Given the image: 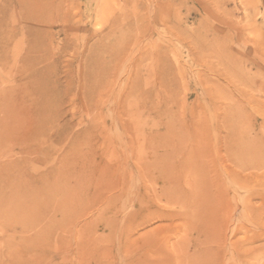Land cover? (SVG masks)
<instances>
[{"label": "rangeland", "instance_id": "1", "mask_svg": "<svg viewBox=\"0 0 264 264\" xmlns=\"http://www.w3.org/2000/svg\"><path fill=\"white\" fill-rule=\"evenodd\" d=\"M44 1L33 48L19 0H0L13 34L0 162L23 161L9 175L34 172L30 188L56 197L30 202L28 218L22 200L0 201V264H264V170L233 171L220 122L228 109L234 133L264 140V0ZM24 55L56 95L33 153L10 115L24 106Z\"/></svg>", "mask_w": 264, "mask_h": 264}, {"label": "bare ground", "instance_id": "2", "mask_svg": "<svg viewBox=\"0 0 264 264\" xmlns=\"http://www.w3.org/2000/svg\"><path fill=\"white\" fill-rule=\"evenodd\" d=\"M45 2L46 1H44V0H19V2H18V5L20 7V11H19L20 15H21V17H23V19L25 20V22L28 25V36H27L28 37V43H31L32 44L31 47H33V48L37 47V45H35V44H36V42L38 43V41H35V43H34V41L32 40V42H31V38L34 37L33 36L34 28H33L32 24L35 22L43 21V20H45V18L47 19L46 12H45V10H46ZM2 24H3V21H0V67L1 68H7V66L10 65V63L8 61L9 60L8 55H7L8 54L7 45L9 43V40H11L13 34L11 32L4 30L2 28ZM18 54H19L18 50L13 53L14 62H15V60H17ZM43 57H44V55H43ZM35 59H38V58H35ZM33 63H34V59H32L31 56L24 55V57L22 58L23 70L18 69L16 71V74H15L16 77H17V75H19L20 78H24V79L27 78L28 80L26 81L27 84L23 85L25 91H24V93L22 91V94H23L22 97H21V93L19 95V98L23 100L22 103L24 104V106L21 107V109L18 113L14 112V111H11V113H10V115H12L11 119H13V121H16L15 123H17L18 126L22 127V129L19 131V133H20V134H18L19 136L17 135V140H20L21 143H22V141L24 143L31 142V144L28 146V149H26V151L24 153H26V152L27 153H33L34 152L33 151L34 147H35L34 142L39 141V139L41 137H45L46 134H48L46 132V125L50 124V123H54L55 116H56V115L52 114V103H51V101H54V98L56 95H54L53 91L51 92L49 90L51 88V87L49 88V84H47L46 82L43 81V79H42L43 73L41 71L40 72L42 74L38 73V71H36L35 73L32 71L33 70L32 69ZM24 69H25V71L27 70L28 72L24 73ZM238 81H239V79H238ZM251 83L252 82H250V84ZM250 84H247V85L250 86ZM6 94H13L12 87H10L9 89L6 90ZM6 94H4V95H6ZM224 110L225 111H224V114L222 116V120H220V122L222 121L223 124L228 125L227 127H229V130L233 133L232 140H231L233 146L232 147L228 146V148H227L228 154L227 155H228L229 159H226V160L231 161V163L233 165V168H232L233 171L240 173V172L247 170V169L264 170V140L263 139L259 140L260 141L259 142V141H255V139H251L249 134L248 135L246 134L249 130L246 133L245 132H243V133L240 132L238 134L234 133L236 124H238L237 123V121H238L237 117H235L232 114V111L225 109V108H224ZM19 113L21 114V116L19 115ZM14 118H16V119H14ZM245 123H248V122H245ZM234 135H236V136H234ZM81 136H83V135H81ZM254 137H256L258 139L256 133L254 134ZM80 138H82V137L79 136L75 140H78ZM260 138H262V137H260ZM171 142H173L172 137H170V143ZM74 148L75 147H73V149ZM44 152H45V154H47L46 151H44ZM36 162L41 164L42 162H45V161H41L40 159H36ZM67 162H69V161H67ZM23 167H24L23 161H21V162L20 161H11V162L7 161V162H3V163L0 162V183L3 184L2 188L5 187V188L9 189L7 191L9 193L8 198L3 199L2 197H4L5 195L4 196L1 195L2 197L0 196V201L2 203L7 204L8 206H14V204H12L13 201L10 202L11 200H18V199L22 200L23 201L22 204H19L21 206V208L19 209V207H18L17 210L21 211V215L23 217H25L24 215H26V217H27V216H29V212H31V211H29V208L27 209V207H30V204H31L30 202H33L35 204H37V202H39V201L46 202V201L51 200L52 196L56 197V195H55V193H52V192H49V194H48V191H47L48 195H46V193L45 194L42 192L40 193V191L37 192L38 190L36 191L35 189H33L34 186H32L31 183H33V181H34L33 177L36 176V173H34V172L33 173L28 172L27 177H25V180H23V179L18 180L16 178L14 179L12 175H9L10 172L7 171V170H11V171L12 170H21V169H24ZM25 167H27V166H25ZM59 168L60 167L54 169L50 173L48 172V173L39 174L38 180H36V182L39 181L40 184L41 183L44 184V182L48 181V179L50 178L49 176L52 175V173L55 170H57V171L60 170ZM33 171H34V169H33ZM245 173L246 172H244V174ZM250 174H251V170H250ZM58 175H59V172H58ZM259 175L262 176V177H260L261 181L259 180V182L263 183L264 182L263 174H259ZM248 176H250V175H248ZM58 177L59 176H57V178ZM251 177H253V173L251 174ZM256 177H257V173H256L255 178ZM149 181H150V179H149ZM5 182H7V184H9V185L6 186ZM33 185L38 187L36 185V183L35 184L33 183ZM30 186L33 188H30ZM193 188H194V190L192 189V195L194 196V199L192 201H194L196 198H199V194L200 195L202 194L199 189L196 190L197 184H195V186ZM16 192L17 193L24 192V193L20 196H16ZM203 196H202V198H203ZM16 205H17V203H16ZM248 205H249L248 202L244 204V206L246 208L245 210L251 212L253 209L251 208V210H250V207ZM61 208H64V203H63V206ZM263 208H264V206H263ZM262 210L264 211V209H262ZM39 214L40 213L36 212V210L34 209L33 210V216H32L33 220L42 216V213L40 214V216H39ZM261 214L262 213L259 211L257 217L259 215L261 216ZM262 215H264V214H262ZM35 216H38V217H36L34 219ZM260 216L257 218V220L259 218H262ZM228 217H229V215L225 216V223H226V220L228 219ZM253 219L256 220L255 217H253ZM62 220L65 221L66 219H62ZM56 223L57 222H55V224ZM247 231L248 230H246V232ZM234 243L236 244V242H234ZM235 247H237V246H235Z\"/></svg>", "mask_w": 264, "mask_h": 264}]
</instances>
